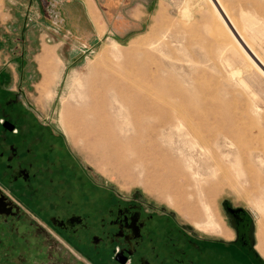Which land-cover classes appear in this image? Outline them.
Returning a JSON list of instances; mask_svg holds the SVG:
<instances>
[{
	"label": "rangeland",
	"instance_id": "obj_1",
	"mask_svg": "<svg viewBox=\"0 0 264 264\" xmlns=\"http://www.w3.org/2000/svg\"><path fill=\"white\" fill-rule=\"evenodd\" d=\"M57 8L79 4L0 5V87L59 133L96 182L197 237L232 238L222 204L244 208L264 257V0H154L144 30L97 38ZM42 46L56 54L38 56ZM90 96L102 117L94 127L61 116L88 109ZM19 214L24 228L1 220L0 264H27L31 242L40 256L31 264H89Z\"/></svg>",
	"mask_w": 264,
	"mask_h": 264
},
{
	"label": "flooded vegetation",
	"instance_id": "obj_2",
	"mask_svg": "<svg viewBox=\"0 0 264 264\" xmlns=\"http://www.w3.org/2000/svg\"><path fill=\"white\" fill-rule=\"evenodd\" d=\"M44 49L39 56L51 52ZM20 207L89 264H241L236 255L243 252L246 264H263L244 208L222 204L232 234L229 242L197 237L171 216L147 210L136 198H122L96 182L59 133L40 123L19 95L0 87V231L3 218L17 220V230L24 228ZM29 244L27 264L40 258Z\"/></svg>",
	"mask_w": 264,
	"mask_h": 264
},
{
	"label": "crops",
	"instance_id": "obj_3",
	"mask_svg": "<svg viewBox=\"0 0 264 264\" xmlns=\"http://www.w3.org/2000/svg\"><path fill=\"white\" fill-rule=\"evenodd\" d=\"M50 5H59L62 1L66 4L75 2L79 4V8L74 10L61 9L54 10V16L61 20L70 15L76 16V19L82 20L87 24L83 26V32L89 34V37L97 38L101 36H126L137 34L144 30L148 24L149 13L147 7L154 0H48ZM0 5L4 8V0H0ZM57 2H60L59 4ZM156 2V1H155ZM156 5V3H154ZM46 47V46H45ZM43 46L41 47V49ZM49 48V47H47ZM40 49V53H41ZM53 55L54 51L49 48ZM39 53V55H40ZM38 55V56H39ZM37 57V64H38ZM222 239V238H220ZM224 242H229L231 239H222ZM256 244V243H255ZM254 250L259 259L264 264V258L257 252L254 245Z\"/></svg>",
	"mask_w": 264,
	"mask_h": 264
},
{
	"label": "bare ground",
	"instance_id": "obj_4",
	"mask_svg": "<svg viewBox=\"0 0 264 264\" xmlns=\"http://www.w3.org/2000/svg\"><path fill=\"white\" fill-rule=\"evenodd\" d=\"M104 51L105 50L103 49L100 53L101 54H104ZM90 99L92 100V96H90ZM91 102H92V105L88 109H84V110L79 111V112L78 111H72L71 112V111H68L67 109L64 108L61 111V116H63V117H66V116L67 117H69V116L72 117L73 116V117H76L77 118L76 120L82 121L84 123H86V118H87L88 120H90V122L86 124V128L87 129H91L92 127H94V125H96V122H98V120L100 118H102V117H99V115H100L99 112H98L99 109H96V106L98 105V103L97 102H94L93 100ZM84 126H85V124H84ZM107 131L105 133L108 134L109 132H107ZM224 175H225V173H224ZM206 193H208V192H206ZM259 248L262 250V247L259 246Z\"/></svg>",
	"mask_w": 264,
	"mask_h": 264
},
{
	"label": "water",
	"instance_id": "obj_5",
	"mask_svg": "<svg viewBox=\"0 0 264 264\" xmlns=\"http://www.w3.org/2000/svg\"><path fill=\"white\" fill-rule=\"evenodd\" d=\"M116 260H118L117 258H116ZM121 264H123L124 263V260H118Z\"/></svg>",
	"mask_w": 264,
	"mask_h": 264
}]
</instances>
